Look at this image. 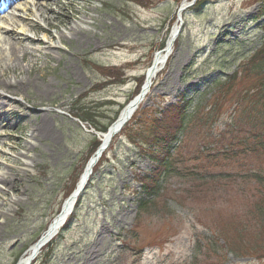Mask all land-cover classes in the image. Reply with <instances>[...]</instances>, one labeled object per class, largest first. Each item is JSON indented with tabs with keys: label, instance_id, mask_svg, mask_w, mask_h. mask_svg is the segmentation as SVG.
I'll return each instance as SVG.
<instances>
[{
	"label": "rangeland",
	"instance_id": "374dc122",
	"mask_svg": "<svg viewBox=\"0 0 264 264\" xmlns=\"http://www.w3.org/2000/svg\"><path fill=\"white\" fill-rule=\"evenodd\" d=\"M8 2L7 13H0V78L22 80L26 86L8 94L13 111L0 119V264L25 256L60 213L68 181L81 168L94 136L75 118L79 108H90L108 124L133 93L134 79L146 74L162 42L166 45L170 32L180 26L178 9L190 3ZM190 9L180 18L183 37L126 126L137 131L108 148L84 191L76 220L64 237L54 238L53 249L45 246L31 264H264L238 259L226 246L227 237L238 233L236 237L243 236L240 249L248 252L261 228L254 207L263 191L246 175L264 169V162L247 156L205 158L203 147L214 149L212 153L218 149L213 139H202L209 133L208 123L200 133L190 123L192 132L177 156L182 162L174 167L231 178L203 181L172 175L159 186L154 205L138 208L144 179L159 176L149 149L153 119H162L160 113L186 91L194 101L187 112L194 113L196 105L213 99L215 91H208L212 84L233 74L264 41V18L256 19L258 0H218L198 12ZM72 27L88 37L71 32ZM7 33L21 35L16 62L4 46ZM249 85V79L242 80L236 89ZM107 103L115 106L107 108ZM231 103L222 108L226 117L234 108ZM224 123L209 135L222 132ZM3 177L11 184L4 186ZM132 246L142 249L137 263Z\"/></svg>",
	"mask_w": 264,
	"mask_h": 264
},
{
	"label": "trees",
	"instance_id": "16d2710c",
	"mask_svg": "<svg viewBox=\"0 0 264 264\" xmlns=\"http://www.w3.org/2000/svg\"><path fill=\"white\" fill-rule=\"evenodd\" d=\"M145 1L150 4L153 3L154 0ZM181 1L182 0H176V3L179 5ZM215 1L218 0H198L196 5L190 9V11L194 10L198 12L205 5ZM258 2L260 3V10L256 19L264 18V0H258ZM183 18H186V14L183 15ZM183 33L184 30L182 29L178 41L183 37ZM167 35L168 33L166 36ZM178 41L176 44H178ZM164 46L165 41L162 42L158 51L162 50ZM121 78L122 79H119V82L124 84V76ZM248 79L250 80L249 86L243 87L239 90L236 89L237 83ZM134 80L136 82V86L133 93L128 97L127 101L119 107L115 116L109 120L108 124L100 122L94 115L93 111L86 107L79 108V112H77L75 118H78L83 123L93 127L97 132L106 133L109 126L117 119L125 104L129 103L140 93L145 77H136ZM208 91H215L212 95L213 99L205 101L206 103L204 104L199 103L196 105L193 111L194 113L188 114L187 112L188 109L191 108L194 101L191 97V91H186L180 95L178 103L169 106L168 109L160 113L162 119H153L152 127L157 133L154 132L152 135L149 149L151 153L150 157L155 165L153 172L158 173L159 176L156 178L154 176L144 179L145 184L142 185V197L138 202V208L140 210H147L149 206L154 205L153 203L155 199L157 198L159 192H161L159 186L172 175H182L185 180L197 179L203 181L217 180L221 177L227 178V180L231 178V175L224 173L204 176L197 172H182L179 168L174 167L175 164L182 162L177 160V156H179V151L184 146L182 142L192 132L189 128L192 121L195 124L193 126L195 128L193 131L197 130L198 133L202 131V127L206 126L207 123L209 124L207 129L209 133H212V130L214 129L219 130V127L222 126V122L225 121L222 132L217 133V135H214L213 137H211L207 132L206 136H203V140L213 139L215 148H218L217 152L212 153L215 151L214 149H210L208 146L203 147V152H205L204 155L206 154L205 158H222L227 161H231L236 158H241V156H247L251 159H262L264 162V41L255 51L246 57L233 74L216 80ZM204 94L201 96H204ZM83 98L84 97H80L78 100L80 101ZM228 101L232 102L231 106L233 104L234 108L230 106L232 110L229 111V114L226 117L222 114V108ZM77 102L78 101H76V103ZM112 106L115 105H113V103L106 104L107 108ZM137 115L138 113L134 116L133 120ZM204 122L206 125H204ZM138 126L141 128L143 125L138 123ZM132 128L128 129L125 127L120 135L114 138L112 145L114 146V142H116L118 138L125 136L130 138L134 132L137 131L136 128ZM100 145L101 142L93 136L92 142L88 148V153L84 156V159L80 164L81 168L72 173L71 178L68 181V185L66 184L67 186L64 200L67 199L76 189L85 164L98 150ZM103 156H106V153ZM98 166L99 164L97 167ZM98 168L94 169L93 176L96 175ZM93 176L88 185L92 184L94 180ZM246 178L261 187L263 191L259 203L255 204L254 207L255 209L257 207L261 228L258 230V234L254 239L253 245H251L250 249L247 250L248 252H243V250L240 249V247H243V243L241 244L243 236L236 237L237 235H240L238 233H236L233 237H227V244L237 242L236 246L231 245V247L226 244L228 249L227 251L238 259L248 258L264 260V169H257L256 171L252 170L248 175H246ZM88 185L86 190H88ZM83 200L84 193L79 197L73 214L69 217L67 223L59 232L57 239L64 237L66 231L76 220V216ZM56 242L57 240L52 241L49 245H47V248L53 249ZM20 257H18L13 264H16Z\"/></svg>",
	"mask_w": 264,
	"mask_h": 264
},
{
	"label": "bare ground",
	"instance_id": "6f19581e",
	"mask_svg": "<svg viewBox=\"0 0 264 264\" xmlns=\"http://www.w3.org/2000/svg\"><path fill=\"white\" fill-rule=\"evenodd\" d=\"M70 31L74 32L76 35H84L88 37L87 32L80 30L78 27L77 28L72 27ZM177 31L178 28L173 29V32L169 37L165 49L154 57L153 64L151 65V67L147 72V78L143 85L141 96L145 94L147 97L149 95L154 80L156 79L157 75L160 73V71L168 61L169 57L171 56L173 52V47L178 38ZM7 34H8V39H4V44H5L4 46L7 47L6 48L7 53L10 59L12 60V62H16L18 45H21L20 42H17V40H21L20 38L21 35L15 33H7ZM1 51L2 48H0V53H2ZM22 52H23V57H25L27 51L22 50ZM23 86H26V82H23L22 80H18L15 83H12L10 81H5V80L3 81V78H0V119L2 121L6 119V117L9 116L13 111V106H12L13 102L9 101L8 94L18 93V90L16 88ZM140 99L141 97H139L138 95L134 100H132V102H130L122 110L116 122L111 126L112 127L111 131L104 135H100V141L102 142L103 146L110 144L113 138L111 137L112 134L118 131L124 124H126L133 118V116L139 109L140 105L142 104V101H140ZM103 154L104 152H102L101 154L100 152L98 153L96 152L95 155L91 157L80 177V180L77 185V189L74 192V194H72L64 202L61 212L56 216V218H54L47 231L40 238V240L28 250L27 254H25V256L21 258L18 264H29L33 262L38 257L42 249L47 245V243L58 235L59 231L61 230L64 223L67 221L70 214L72 213V210L75 207V204L79 198V196L77 195L78 191L84 189L87 186L88 180L90 179L95 167L98 165L99 161L101 160ZM2 181L4 186L11 184V179H9V177L6 178L3 177ZM132 250H134V252L132 253L133 256H135L136 259L135 262L137 263V261L142 257L141 255L142 249L139 247L132 246Z\"/></svg>",
	"mask_w": 264,
	"mask_h": 264
},
{
	"label": "water",
	"instance_id": "95a60500",
	"mask_svg": "<svg viewBox=\"0 0 264 264\" xmlns=\"http://www.w3.org/2000/svg\"><path fill=\"white\" fill-rule=\"evenodd\" d=\"M196 1H197V0H193V3H192V4H190V5L187 6V7H183V8L179 11V15H178V17H179V21H181V19H180V17H181V13H182L186 8L192 6ZM181 23H182V22H181ZM181 25H182V24H180V26H181ZM178 32H179V31H177V33H178ZM145 96H146L145 94L142 95V96L140 95V96H139V97H141L140 101H143L144 98H145ZM124 125H125V124H124ZM124 125H123L118 131L114 132V133L112 134L111 137H114L116 134H118V133L122 130V128L124 127ZM111 128H112V127H111ZM111 128L109 129L108 133L111 131ZM108 145H109V144H108ZM108 145L100 147V149L98 150V152H100V154H101L103 151H105V150L107 149ZM98 152H97V153H98ZM83 190H84V189H81L80 191H78L77 195L79 196V195L83 192Z\"/></svg>",
	"mask_w": 264,
	"mask_h": 264
}]
</instances>
